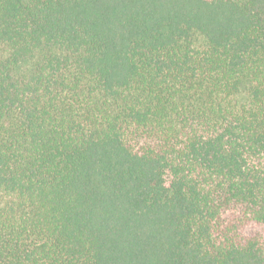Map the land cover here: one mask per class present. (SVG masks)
<instances>
[{"label": "trees", "instance_id": "trees-1", "mask_svg": "<svg viewBox=\"0 0 264 264\" xmlns=\"http://www.w3.org/2000/svg\"><path fill=\"white\" fill-rule=\"evenodd\" d=\"M0 264H264V0H0Z\"/></svg>", "mask_w": 264, "mask_h": 264}]
</instances>
